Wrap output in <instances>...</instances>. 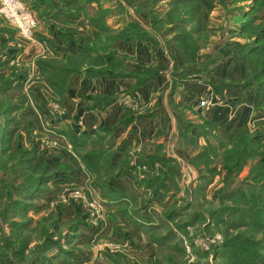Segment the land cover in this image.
<instances>
[{
  "label": "rangeland",
  "instance_id": "1",
  "mask_svg": "<svg viewBox=\"0 0 264 264\" xmlns=\"http://www.w3.org/2000/svg\"><path fill=\"white\" fill-rule=\"evenodd\" d=\"M23 1L37 18V26L46 19L53 20L51 13L55 16L63 11L56 5L66 10L62 21L55 23L60 34L70 33L66 38L75 52L63 58L57 54L53 60L71 73L103 70L123 75L128 57L125 59L109 45L113 35L130 42L134 36L128 35L137 34L134 40L148 44L151 57L156 56L160 75L165 79V84L153 91L149 100L157 98L158 110L165 105L170 112L180 114L182 135L178 137L179 142L175 140V145L170 146L174 138L169 137L165 150L158 154L154 151L147 159L133 164L131 173L135 181L132 184L140 191L135 208L152 214L146 216L149 223L141 221L136 226L129 222L144 231L143 240L124 234L129 226L121 223L116 229L117 237L103 236L102 231L107 227L102 213L103 196L92 187L90 175L76 157L79 148H74L64 134L74 119L61 107L63 94L51 91L47 82L61 83L66 90L70 77L48 72L43 64L51 61L47 57L50 47L45 46L60 43L61 35L55 33L56 40L51 36L46 44L43 34L35 36L36 26L32 41H23L6 21V28L18 38L20 53H26V57L21 54L17 65L5 66L0 74L2 78L13 79L2 88V104L6 98L11 103L24 97L18 111L9 116L0 115V129L8 130L2 133L9 141L0 147V163L5 165V170L0 169V189L3 186L0 190V264H30L33 259L36 264H74L68 254L75 252L72 256L75 257L80 253L84 260L89 244L99 247L94 258L96 264H101L97 261L99 256L113 264H256L260 259L259 264H264V246L260 248L256 244L264 237V178L259 175L264 171L256 172L258 178L254 180L255 175L250 173L258 165L264 169V100H258L262 91L254 87L259 83L264 88V75L252 76L261 64L245 60L248 79H254L255 84L245 91L239 86L243 57H247V51L255 44L264 43V39L254 43L256 40L251 37L254 31L264 32V0L259 7L253 5L258 0H215V7L206 18L197 0H75L72 5L77 9L72 8L73 13L65 9L71 8L69 1L67 4L64 0H53L51 8L45 6L51 0ZM94 15L95 21L91 22ZM247 21L250 24L243 25ZM29 44H35L37 50L27 54ZM149 71L154 73L158 69L154 66ZM204 87L208 92H200L194 99L192 88ZM236 90L240 95L227 102L229 110L223 117L226 125L218 131L216 121L202 117L201 113L223 104L225 92ZM246 91L255 95L250 115L234 126L226 119L235 117L236 104L245 100ZM207 97L211 104L199 106V99ZM181 99L186 103H179ZM135 101L132 100V107L156 105ZM227 124L232 129L244 128L246 138L232 136V130L225 131ZM255 134L261 135L260 143L245 140ZM31 147L34 150L28 162L30 168L12 157L13 150ZM176 149L183 153L178 159L172 156ZM240 149L242 155H238ZM132 150L138 153L140 148ZM50 162L51 169H46L54 175L53 180L42 185V191L32 199L20 197L33 177L41 174L45 163ZM75 170L84 174L81 183L69 176ZM142 173L147 177L142 178ZM152 177H158L157 187L142 183ZM62 187L78 189L87 201L95 198L100 204L101 217H92L81 200L69 197L62 192ZM11 198L24 208L9 206L7 201ZM218 210L224 212L217 215ZM81 239L86 244L82 243L79 248Z\"/></svg>",
  "mask_w": 264,
  "mask_h": 264
},
{
  "label": "crops",
  "instance_id": "2",
  "mask_svg": "<svg viewBox=\"0 0 264 264\" xmlns=\"http://www.w3.org/2000/svg\"><path fill=\"white\" fill-rule=\"evenodd\" d=\"M52 1L53 0L50 1L51 6H53ZM64 1L67 2V4L70 2L69 6L71 8L67 7L65 9L73 13L72 8H74L75 5L72 4L75 0ZM56 6L63 11H58L57 15L54 14L55 16L51 13L52 16L50 15V17L53 18V20L46 19V21L43 22L44 24L42 23L37 26L35 31V36L38 34L42 36L43 34L45 37L43 40L46 44H49V37L52 36V40L54 39L55 41L56 37L54 34H60L61 32H59L58 25L55 22L62 21V16H64L66 10H64L62 6ZM52 10L50 12H52ZM5 22V18L0 14V74L5 66L17 65L21 60V54L22 57H26V53H20L21 47L19 40L17 41L18 38L16 39L11 29L8 27L6 28L7 24ZM62 25H67V23ZM82 34L79 35L82 36ZM60 35V43H56L54 47L53 44L45 46L50 47L47 51V53H50L49 55L47 54V57H51L50 63L54 62L53 59L57 58V54L63 58L65 54H72L75 52L73 45H70L69 40L66 38L70 33L68 34L67 32V34ZM41 36L40 38H42ZM68 44L69 46H67ZM147 45L148 44L144 40L137 41L132 39L129 42L121 38H114L109 45L110 49L114 52L119 51L125 59L128 57V63L125 61L127 67L124 68V74L108 75V73L102 72L87 76L83 71L70 72V74L67 75L70 77L68 81L69 87L63 90V95H61V107H63L65 112L74 119L67 125L70 133H89L91 137L98 135L97 132H99V134L102 133L103 145L106 141L110 142V144H105L106 149L110 152V163H120L119 174L115 178H109L107 181V190L112 193V196L109 198L102 197L103 218L107 220V227L104 229V232L102 231V235L105 237H117L116 229L117 227H121V223L122 225L126 224L130 227H128V230L124 234L128 236L131 234L132 237L137 236V238L143 240L142 235H144V231L141 230L140 227L136 229V226L142 224L141 221L144 222V224L145 222L149 223L146 216L152 214L149 213V211L145 210V212L143 209L139 210L135 208L138 199L136 196L140 191L132 184L135 181V175L133 179V174L131 173V170L134 169L133 164L147 159L149 156L153 155L154 151L158 154L160 151L165 150V142H168L167 139L169 137L172 138L173 136L174 138L170 146L175 145V140L179 142L178 137L182 135V127H180L181 118H179L180 114L174 111L170 112L165 105L158 110L156 104L158 103L156 101L157 98L155 99L154 97L149 100L150 94L161 85L165 84V79L160 75L158 62L155 59L156 56L155 58L151 57V51ZM28 46L29 50L27 54L37 50L35 44H29ZM152 60L155 61L153 62ZM154 66L158 71L150 73L149 68ZM45 67L48 68V72H51L49 67ZM12 69L14 70V67H12ZM113 73H115V71ZM139 80H141L142 83L140 85H135L136 81ZM208 90L209 89H205V87L201 90L192 88V97L196 99L195 95H199V93L203 91L202 94H205ZM225 93L227 96L226 102L219 106L204 110L201 113L203 115L202 117L210 121H216L218 131L224 130L226 125V122L223 123V119H225L223 117L229 110L227 102L237 99L240 95L239 90L228 92V94L227 92ZM244 94L245 100L240 104H236L237 106L234 112L235 117L231 120L226 119L227 122H233L234 126L243 122V120H245L244 118L250 115V105L254 102L255 95L248 91ZM199 97L201 96H198V98ZM172 98H174V96H172ZM132 100H136L135 102L137 103L140 102L139 104L149 101L148 104L150 106L156 105L154 108L147 106L142 107L141 105H139V107H132ZM184 101L185 100L181 99L179 103L183 104ZM126 109L131 110V112L128 111V117L123 118L124 114H126ZM130 113L131 115H129ZM63 124L65 125V123ZM102 128L108 130H102ZM99 129H101L102 132H100ZM192 132L193 129H191L190 134H192ZM133 147L135 149L140 148V151L134 153L132 150ZM179 154L183 153L176 149L172 156L178 159L177 156H179ZM69 176L77 183H81L84 179V174L79 170L71 172ZM141 177L146 178L147 175L142 173ZM120 210L123 214L118 213ZM129 222L136 223V226L130 225ZM78 242L80 243L77 245L79 248L82 243L83 245L86 244L85 240L82 239L80 241L78 240ZM91 245L92 244H89V247L86 246L88 253L85 252L83 255L86 257L84 260L80 258L81 254L79 253V256L75 255V257H71V262L74 264H96L94 258L95 254H98L96 252L99 247H91ZM97 261L101 264H113L103 256H99Z\"/></svg>",
  "mask_w": 264,
  "mask_h": 264
},
{
  "label": "trees",
  "instance_id": "3",
  "mask_svg": "<svg viewBox=\"0 0 264 264\" xmlns=\"http://www.w3.org/2000/svg\"><path fill=\"white\" fill-rule=\"evenodd\" d=\"M41 1H42L41 3H44L45 0H41ZM197 1L204 8L203 17L206 18V16L209 13V11L212 8L215 7V5H214L215 4L214 3L215 0H197ZM261 1L262 0H258V2L257 3H253V5L259 7L261 5ZM45 6H47V8H51L50 4H45ZM37 8H38V6L34 7V9H36V10H37ZM46 12H49V11H46ZM95 17H96L95 15L92 17L94 20L90 17L91 20H92L91 22L95 21ZM249 24H250V21H247V23H245L243 25H249ZM131 34H133V36H134L132 39H136L137 34H135L133 32V33H130L128 35V37H130ZM94 35H97V34L95 33ZM113 36H114V38L118 37V35H113ZM128 37L126 36L125 38H128ZM251 37H252V39L256 40V41H254V43H259V42L261 43L262 40L264 39V32L254 31ZM121 38H123V37H121ZM137 39H141V38L137 37ZM80 49L81 48H79L78 51ZM247 54H248L247 57H245V58L243 57V59L240 57L242 59V65H241V74H240V82H239L240 85L239 86L242 88L241 89L242 91H245L249 87H253L254 84H255L254 79H251V80L248 79L247 72H246V67H245V60H247V61L248 60H256L259 64H261V66L257 69V71H253V74H252L253 77L257 78L258 76L264 75V65H263V63H264V43H262V45H259V46H257L255 44L252 47L251 50L247 51ZM252 57L254 59H252ZM43 64L45 66L49 67V69L51 70V72L53 74L58 73L62 77H65L68 74H70L69 70L64 68V66L60 67L59 65H57V63L52 62V63H46V64L43 63ZM102 72L106 73V71H103V70H101V71L100 70H94V71H89L88 70V71H84L83 73L86 74L87 76H92V75H96V74H99V73H102ZM113 74H116V73L108 72V75H113ZM0 79H2L0 81V94H3L2 88L5 87L8 83H10L13 79H11L9 77H7V78L3 77L2 78L1 76H0ZM47 82H48V86L50 87L51 91H54L57 94L62 93V91L65 89L63 87V85H61V83L60 84L59 83H54L53 80H49ZM141 83H142L141 80H139V81H136L135 85H140ZM254 87H256L257 89H260L262 91L261 92L262 94L261 95L259 94V96H258V100L260 102H262L264 100V88H261L259 83L256 84ZM22 98L24 99V97L20 96V97H18L15 100V102L13 101L11 103L6 100L8 98L5 99L3 104H2V101H0V115L1 116L2 115L5 116L6 114H8V116H9L12 113H14V111H18L20 108H22V104L21 103L24 101V100H22ZM128 111L131 112V110L126 109V112H125L126 114H124L123 118L128 117ZM129 115H131V113ZM5 121H6V119H5ZM212 124H215V123L212 122ZM214 126H216V125H214ZM2 128L3 129H0V147L6 146L5 144H7L9 142L7 138H4V137H7V136L6 135L3 136V133H2V132L8 133V130L6 131L4 129V127H2ZM102 130H106L107 131L108 129L102 128ZM229 130H232L231 131L232 132L231 133L232 136H243V137L246 136V130L244 128L232 129L231 126H229V124H227L225 131H229ZM99 131L102 132L101 129H99ZM64 134L66 135L67 140L70 142V144L74 148L75 147L79 148V151L75 152L76 153V157L82 162V164L84 165V168L86 169L87 173L90 175L92 187L97 188L100 191V194H102V196L108 197V198L111 197L112 193L107 190V181H108L109 178H115L119 174L120 163L113 164V163H110V161H109L110 152L108 151V149H106V145L105 144H110V142L106 141L104 143V145H103L102 133L99 134V132H97L98 135H96L94 137H91V134H89V133L88 134L80 133V134L74 135V134L70 133L69 130L65 129ZM260 138H261V135L255 134L253 136H249V138H247L245 140H247V142L258 141L257 143H260V141H259ZM19 149L13 150L12 157H14L16 159L17 163L20 164L21 162H23V163L27 164L28 168H30L31 164L28 165V162H29V158L32 157V152H33L34 148L31 147L29 149H24L23 151L19 150ZM80 149H82L84 151H81ZM238 155H242L241 149L238 152ZM52 162L45 163L43 169H41V172H40L41 174L37 175L36 177H33V179L31 180L30 184L23 189L24 190L23 194L20 197H26L25 199H27V200L32 199L36 195V193L42 191L41 190V188H42L41 186L42 185H44V184L48 183L49 181L53 180L54 175L52 173H49L48 172L49 170L46 169V168L51 169L50 164ZM3 164H4V162L0 163V169L1 170H5V165H3ZM25 168H27V167H25ZM33 168H35V167H33ZM262 168H264V164L262 165ZM260 170L264 171V169H261V165H258V166L255 167V169H252V171L250 173L255 175L256 172L261 173ZM21 174H23V173H21ZM259 175L263 176V178H264V173L263 174H259ZM157 178L158 177H152L151 179H145V180L142 181V183H144L145 185L152 186V187H157V185H158V179ZM256 178H258L257 175H255V177H253V180L256 179ZM150 182H152L151 185H150ZM2 187H1L0 190H2ZM1 193H2V191H1ZM2 194H4V193H2ZM7 204L9 206H13V205L16 206L17 205V206H21V208H24L23 204L19 205L20 203H18V200L13 199V198L8 199ZM261 210H262V208H258L257 209L258 212H260ZM219 212H221V214H222L224 211L222 212V211L218 210L216 212L217 215L220 214ZM262 213H264V212H262ZM260 243H262V244H260ZM256 244H259L258 247L262 248V246H264V237L260 241H257ZM73 254H76V253L75 252L69 253L68 256L72 257V256H74ZM245 257L248 259L247 254H245ZM35 260L36 259H33L30 262V264H36ZM260 261H261V259L257 260L256 264H259ZM67 263L68 262H65V264H67Z\"/></svg>",
  "mask_w": 264,
  "mask_h": 264
},
{
  "label": "built area",
  "instance_id": "4",
  "mask_svg": "<svg viewBox=\"0 0 264 264\" xmlns=\"http://www.w3.org/2000/svg\"><path fill=\"white\" fill-rule=\"evenodd\" d=\"M23 0H0V14L5 20L15 29L17 36L23 41H32L34 29L38 24L37 18L28 10ZM199 106H207L211 104L210 97L201 98L198 101ZM57 109L56 105H53ZM52 108V107H51ZM52 111V109H50ZM48 111V112H51ZM60 113H63L60 110ZM54 145L55 142H52ZM62 192H65L71 198L80 199L85 210L95 218H100V204L95 198L91 197V201H87L84 196H81L78 189L68 190L62 187ZM94 197H97L94 195ZM63 202L64 199H62Z\"/></svg>",
  "mask_w": 264,
  "mask_h": 264
}]
</instances>
